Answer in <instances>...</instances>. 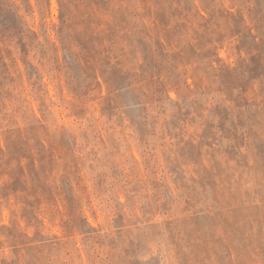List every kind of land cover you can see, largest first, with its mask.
I'll return each mask as SVG.
<instances>
[{"label": "rangeland", "instance_id": "rangeland-1", "mask_svg": "<svg viewBox=\"0 0 264 264\" xmlns=\"http://www.w3.org/2000/svg\"><path fill=\"white\" fill-rule=\"evenodd\" d=\"M0 264H264V0H0Z\"/></svg>", "mask_w": 264, "mask_h": 264}]
</instances>
